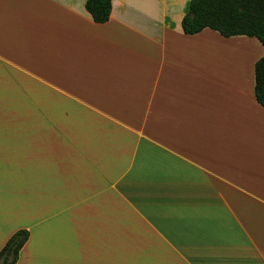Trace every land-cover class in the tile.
<instances>
[{
	"label": "crops",
	"instance_id": "obj_1",
	"mask_svg": "<svg viewBox=\"0 0 264 264\" xmlns=\"http://www.w3.org/2000/svg\"><path fill=\"white\" fill-rule=\"evenodd\" d=\"M188 6L112 0L95 23L85 0H0V249L27 230L16 264H264V49L236 66L224 47L258 39L184 34Z\"/></svg>",
	"mask_w": 264,
	"mask_h": 264
},
{
	"label": "trees",
	"instance_id": "obj_2",
	"mask_svg": "<svg viewBox=\"0 0 264 264\" xmlns=\"http://www.w3.org/2000/svg\"><path fill=\"white\" fill-rule=\"evenodd\" d=\"M112 0H85V8L95 23H105ZM205 28L221 36L255 37L264 46V0H189L181 20L184 34ZM254 96L264 107V54L254 65ZM29 238L25 229L15 231L0 249V264H16L19 252Z\"/></svg>",
	"mask_w": 264,
	"mask_h": 264
},
{
	"label": "rangeland",
	"instance_id": "obj_3",
	"mask_svg": "<svg viewBox=\"0 0 264 264\" xmlns=\"http://www.w3.org/2000/svg\"><path fill=\"white\" fill-rule=\"evenodd\" d=\"M253 46L245 47V45L237 44V45L232 46V47L229 45V47H224V48L227 52L235 51L238 54H240V52H243V54L238 56L237 59L236 58L234 59V64L236 66H243L245 69L248 68V66H249V70H250V68L252 70L253 69L252 68L253 67V61L254 60L256 61L261 56V54L264 53V51H263L260 54V52L262 51V48L264 49V47L259 42L258 43L256 42V47H258L260 49H255V47H253ZM225 50H222V51H225ZM229 62H230V60H229ZM30 249H32L33 252L35 253L34 245ZM47 253L49 254V252H47ZM45 259L46 258H42L41 260L45 262ZM47 259H49V258H47ZM47 261L49 262V260H47ZM38 262H39V264H41V262L39 260H38ZM22 264H36V260L34 259V256H30V255L26 256V257L23 256L22 257Z\"/></svg>",
	"mask_w": 264,
	"mask_h": 264
}]
</instances>
